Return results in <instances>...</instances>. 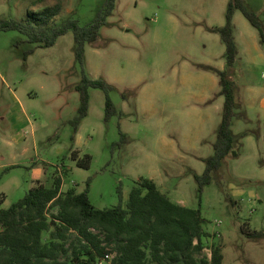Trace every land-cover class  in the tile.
Returning <instances> with one entry per match:
<instances>
[{
    "label": "rangeland",
    "instance_id": "1",
    "mask_svg": "<svg viewBox=\"0 0 264 264\" xmlns=\"http://www.w3.org/2000/svg\"><path fill=\"white\" fill-rule=\"evenodd\" d=\"M104 1L0 0V18L24 20L28 10L59 6L56 21L73 17L86 25ZM228 2L118 0L99 39L86 44L83 64L72 31L50 47L17 30L0 31V207L23 198L56 165L69 169L63 191L81 192L90 179L89 198L100 209L126 204L135 180L147 177L173 201L201 208L204 226L215 236L208 245H222V264H264V237L241 232V226L264 231V147L254 133L263 128L247 91L264 83V44L239 9L232 19L237 56L230 68L239 155L227 156L201 193L195 178L213 154L222 120L218 71L229 68L217 29L226 22ZM244 2L264 22V0ZM84 70L114 86L108 94L117 112L107 117V94L90 87L88 112L75 133ZM72 150L91 156L88 169L71 158ZM203 253L210 256L209 246Z\"/></svg>",
    "mask_w": 264,
    "mask_h": 264
},
{
    "label": "trees",
    "instance_id": "2",
    "mask_svg": "<svg viewBox=\"0 0 264 264\" xmlns=\"http://www.w3.org/2000/svg\"><path fill=\"white\" fill-rule=\"evenodd\" d=\"M117 2L105 0L96 17L86 25L73 17L56 21L60 7L49 6L41 11L28 10L24 20L0 18V31L17 30L27 41L44 47L53 46L60 36L72 31L76 57L83 64L86 44H95L99 39ZM236 9L258 30L264 44V22L244 0H229L226 22L217 29L226 46L229 68L218 71L225 102L213 154L205 160L204 172L195 174L200 193L215 178L227 156L239 155V141L231 129L237 105L230 73L237 56L232 22ZM31 52L33 49L26 53ZM90 87L107 94V117L117 112L108 94L114 86L105 78H91L84 70L77 86L82 102L72 120L75 133L88 112ZM71 158L80 167H90L89 154L81 157L78 150H72ZM68 171L56 165L49 177L36 179L23 198L7 208L0 207V264H99L104 259L111 264H222V245L215 240L208 245L213 234L204 226L200 207L173 201L153 179L141 177L135 180L126 204L96 208L89 198L90 179L81 192L75 187L62 190L63 175ZM3 200L4 196L0 197V206ZM241 232L247 238L264 237L262 230L250 231L241 226ZM207 246L210 256L203 253ZM106 255L111 257L106 259Z\"/></svg>",
    "mask_w": 264,
    "mask_h": 264
},
{
    "label": "crops",
    "instance_id": "3",
    "mask_svg": "<svg viewBox=\"0 0 264 264\" xmlns=\"http://www.w3.org/2000/svg\"><path fill=\"white\" fill-rule=\"evenodd\" d=\"M249 93V104L250 107H255L258 115L260 116L261 126L263 128V134L261 132H254L259 136L258 143L262 144L264 147V83L254 84L247 88ZM248 134L252 133V131H247ZM247 134V135H248ZM258 144V145H259ZM101 264H111L109 260H103Z\"/></svg>",
    "mask_w": 264,
    "mask_h": 264
},
{
    "label": "built area",
    "instance_id": "4",
    "mask_svg": "<svg viewBox=\"0 0 264 264\" xmlns=\"http://www.w3.org/2000/svg\"><path fill=\"white\" fill-rule=\"evenodd\" d=\"M218 224H219V223H218ZM217 235H219V233H218ZM110 257H111V255H106V256H105V258H106V259H108V258H110ZM104 260H105V259H104ZM102 261H103V260H102ZM102 261H100V263H99V264H101V263H102Z\"/></svg>",
    "mask_w": 264,
    "mask_h": 264
}]
</instances>
